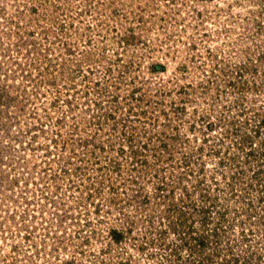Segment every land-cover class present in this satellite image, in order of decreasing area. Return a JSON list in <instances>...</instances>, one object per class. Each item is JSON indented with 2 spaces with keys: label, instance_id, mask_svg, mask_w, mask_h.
<instances>
[{
  "label": "rangeland",
  "instance_id": "374dc122",
  "mask_svg": "<svg viewBox=\"0 0 264 264\" xmlns=\"http://www.w3.org/2000/svg\"><path fill=\"white\" fill-rule=\"evenodd\" d=\"M0 264H264V0H0Z\"/></svg>",
  "mask_w": 264,
  "mask_h": 264
},
{
  "label": "trees",
  "instance_id": "16d2710c",
  "mask_svg": "<svg viewBox=\"0 0 264 264\" xmlns=\"http://www.w3.org/2000/svg\"><path fill=\"white\" fill-rule=\"evenodd\" d=\"M112 235H113V237H114L115 239L118 238V234H116L115 232H113Z\"/></svg>",
  "mask_w": 264,
  "mask_h": 264
}]
</instances>
